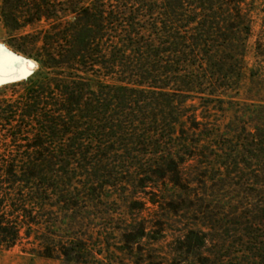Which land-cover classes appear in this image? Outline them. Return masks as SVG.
Wrapping results in <instances>:
<instances>
[{
    "label": "rangeland",
    "instance_id": "obj_1",
    "mask_svg": "<svg viewBox=\"0 0 264 264\" xmlns=\"http://www.w3.org/2000/svg\"><path fill=\"white\" fill-rule=\"evenodd\" d=\"M181 1L183 8L180 0H0V55L29 60L21 76L0 79V107L21 102L22 87L12 84L38 69L48 37H61L54 46L77 61L87 44L95 53L71 71L59 52L58 67L46 69L90 83L74 113L75 135L34 143L40 116L18 113L8 126L0 114V161L20 167L0 175V193L45 176L54 187L32 214L34 224L22 221L14 245H5L10 228L0 232V264H249L255 216L264 236V0ZM180 15L212 24L230 17L233 31L221 32L226 51L218 40L212 50L220 48V58L209 60L196 88L170 79L152 89L141 79L139 92L124 95L118 88L128 66L119 59L110 69L112 49L124 46L111 37L129 31L146 38L162 31L155 22ZM206 30L216 38L218 30ZM191 49L190 62L206 58ZM141 62H133L138 73ZM112 122L121 127L110 129ZM0 218L1 227L13 223L7 207Z\"/></svg>",
    "mask_w": 264,
    "mask_h": 264
},
{
    "label": "trees",
    "instance_id": "obj_2",
    "mask_svg": "<svg viewBox=\"0 0 264 264\" xmlns=\"http://www.w3.org/2000/svg\"><path fill=\"white\" fill-rule=\"evenodd\" d=\"M239 3V2H238ZM239 5V4H238ZM180 7L183 8V2L180 0ZM119 14L112 13L111 19L117 18ZM126 14L121 13V21L124 24H133L135 20L134 17L125 18L122 16ZM239 18V12L237 11ZM188 17L174 16L172 18H164L161 21L155 22L162 27V31L154 33L152 35H147L146 38L140 34H134L127 31L126 33L117 35L114 43H118L121 40V45H123L122 50L112 49L111 52V66L110 69L117 68L118 65H113L117 60L121 59V63L124 66H128L126 71H121L123 79H121V85H119V90L127 96H131V93L139 92L137 88L143 86L141 79L151 81V85H147L154 88H160L161 86L155 84H161L160 82L172 79L173 82H183L187 86L195 87L201 82V79L205 75L200 74L207 71V67L210 69L212 64L209 60L215 61L220 57L217 55L222 53L221 51H226L227 43L229 39H225V31H233L232 20L230 17L219 20V22H209L208 18L202 19H187ZM201 20V21H200ZM116 22V20L114 21ZM209 23V24H208ZM189 24H194L196 27L191 32L185 33L182 28L189 26ZM213 25V26H212ZM169 28L168 30H165ZM216 29L218 32L211 33L215 35V39L210 35L208 36L205 31L206 29ZM225 30V31H224ZM221 33V34H220ZM220 34V36H218ZM208 37V38H207ZM51 40V45L47 44V48L43 50V53L39 56V67L36 71L32 72L26 78L13 83L12 86L19 85L22 87L23 95L21 96V102L5 105L0 107V114L5 116V121L8 122L5 125L10 126L12 119L17 116L26 118L31 116H40L39 126L40 129L36 135V141L34 143H50L48 139L56 138L60 134V137L75 135L77 128L78 115L74 114L78 112L81 108L80 102L83 95H89L90 83L88 80H75L72 73L67 74V76H62L60 73L50 74L46 69H54L58 67L59 59H56L57 54L62 52L61 58L64 59V63L69 65V70L77 71L74 68L76 66H85L89 64L90 57L95 53L89 49V44L84 46L82 60L77 61L73 51L71 50H61L53 43L55 38H61L59 36L48 37ZM222 39V44L219 45L216 51L212 50L215 43ZM67 46L70 47L69 43ZM207 47L206 49H211L205 51L198 47ZM197 47V51L203 53L206 58H193L192 62L189 60L191 53L194 54V50L191 48ZM214 52V53H213ZM73 53V54H72ZM121 54V55H120ZM121 56V57H120ZM218 57V58H217ZM143 61L140 65V72L138 73L135 68L136 61ZM199 60V61H198ZM135 62V63H133ZM199 62V65L197 64ZM144 64V66H143ZM159 64L164 65V69H168L167 75L163 77L159 70ZM123 67V66H121ZM147 70V71H144ZM165 71V70H164ZM88 74V73H87ZM112 79L116 76L115 72H110L109 75ZM63 77V78H62ZM137 77L138 79H135ZM171 82V81H170ZM88 106V105H86ZM86 106L81 109L83 114V120H87L89 117L86 112ZM37 112V113H36ZM23 121V120H22ZM100 122V121H98ZM23 128L28 129L30 125H25L23 122ZM121 123L114 124L111 123V128H120ZM21 130H15L10 134L12 139L19 136ZM86 134V133H85ZM45 139V141H43ZM147 143H158V141H145ZM144 143V142H143ZM170 164L176 166L173 162ZM151 166H161L160 163L154 162ZM19 165L16 164L14 160L0 161V175H13L19 170ZM49 179L42 177L37 180L35 184L30 182V187H23L16 190L15 193L11 195H3L0 193V210L3 207H7L13 216V223L10 227H1L5 225L3 220L0 218V232L3 235L9 233V228L12 230L10 239L5 242L7 247H11L15 244L18 237L19 229L22 226V221L28 220V224H34L33 221H29L32 218V214L36 213L45 205V200L48 199V190L54 191L52 185H47ZM54 194V192H52ZM253 236H251V250L252 258L249 264H264V236L258 234L261 227L260 219L254 218ZM36 224V223H35ZM256 227V228H255Z\"/></svg>",
    "mask_w": 264,
    "mask_h": 264
},
{
    "label": "bare ground",
    "instance_id": "obj_3",
    "mask_svg": "<svg viewBox=\"0 0 264 264\" xmlns=\"http://www.w3.org/2000/svg\"><path fill=\"white\" fill-rule=\"evenodd\" d=\"M10 57L11 56H8V55H5V56L0 55V79L7 78L16 72H19L18 68L20 67V63L18 61L11 60ZM19 60H22L23 62L21 65L29 66L27 63L29 60L26 61L22 58H20Z\"/></svg>",
    "mask_w": 264,
    "mask_h": 264
},
{
    "label": "water",
    "instance_id": "obj_4",
    "mask_svg": "<svg viewBox=\"0 0 264 264\" xmlns=\"http://www.w3.org/2000/svg\"><path fill=\"white\" fill-rule=\"evenodd\" d=\"M15 61H18L20 63V65L23 63L22 60H19L20 58H15V57H12ZM22 66V65H21ZM31 68L34 67V65H30ZM25 72V69L22 67L21 71L19 72H16L14 73L13 75L9 76V77H12V78H15V77H19L21 76L23 73Z\"/></svg>",
    "mask_w": 264,
    "mask_h": 264
}]
</instances>
